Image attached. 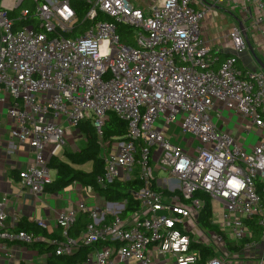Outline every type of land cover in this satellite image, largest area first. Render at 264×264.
Returning <instances> with one entry per match:
<instances>
[{
	"label": "built area",
	"instance_id": "obj_1",
	"mask_svg": "<svg viewBox=\"0 0 264 264\" xmlns=\"http://www.w3.org/2000/svg\"><path fill=\"white\" fill-rule=\"evenodd\" d=\"M26 1L0 0V105L17 124L6 153L26 145L34 155L19 171L22 185L34 195L46 191L55 178L49 158L85 119L93 121L101 140L105 172L99 185L128 181L135 173L143 185L134 191L139 208L127 215L126 200L101 207L83 199L60 210L56 224L62 238L19 230V214L7 222L0 199V259L14 257L16 243L45 241L57 246V254H72L80 244L102 241L108 243L82 264H155L171 258L194 264L199 252L193 243L203 240L193 232L200 229L213 240L221 236L198 222L202 194L223 204L222 217L213 211V222L227 243L241 252L259 243L264 248V71L238 67L248 48L242 26L233 25V53L219 65V50L202 37L201 28L207 12L228 1L260 29L264 0H154L146 8L131 0H82L86 19L106 18L80 32L72 0H30L32 7L23 6ZM120 24L134 29L136 45L122 42ZM220 103L252 124L245 130L256 134L258 143L246 146L219 129L214 110ZM111 111L128 122V131L105 141ZM80 212L90 221L74 239L68 230ZM33 222L51 230L47 219ZM208 264H225V258L212 257Z\"/></svg>",
	"mask_w": 264,
	"mask_h": 264
},
{
	"label": "crops",
	"instance_id": "obj_2",
	"mask_svg": "<svg viewBox=\"0 0 264 264\" xmlns=\"http://www.w3.org/2000/svg\"><path fill=\"white\" fill-rule=\"evenodd\" d=\"M151 1L154 0H149L148 4L143 8H146ZM224 8L228 9L226 11H233L235 13H237L236 10H240L239 6H234V3L230 4L228 1H225L223 5L213 6L207 12L201 23L202 37L213 48L219 50L218 65L233 53V42L230 37V31L234 24H241L240 26L243 28L244 36L248 38L250 45L247 44V50L239 56L238 67L242 70L264 71L260 65V61L264 64V24L258 29L254 27L251 19H248L245 14L240 13L241 20H238L237 23H232L230 29L222 30L216 19L219 16V10H223ZM221 16L225 17V15ZM5 108L6 105H0V199H5L6 212L8 213L7 222L12 220L14 213H18L21 219H27L30 222H33L36 218L47 219L50 222V232L57 230L59 229L56 224L57 213L62 209L76 207L81 200L85 199V196H83L82 191H79L78 187L72 188V186L56 193L45 191L40 195H34L30 189L22 185L19 178V171L34 161V155L32 149L26 145H19L11 156H8L6 153L8 141L15 137L17 124L9 119L7 114L5 115ZM214 120L220 130L231 132L233 131L232 128L236 129L235 134L239 137L241 133L246 132V127H252V124L248 123L237 111L226 109L221 103L216 105ZM80 136L84 137V135ZM80 136L78 135L76 139ZM240 140H242V136ZM258 141L259 138L256 137L250 145H254ZM65 150H62L61 153L56 155L63 156ZM77 167L85 168L86 166L80 165ZM85 169L89 170L90 167H86ZM56 173L57 171L53 169L54 177ZM84 188L86 189L85 186ZM93 191L96 192L95 190ZM90 196L91 199L85 201L88 204H98L97 194H91ZM107 201L103 198V203L100 206L104 207ZM207 239L208 241L203 242L219 248L221 250V256L218 258H225V264H264V248L260 243L252 249L241 252L240 246L237 247L232 243H227L221 236L214 240L213 237L210 239L207 237ZM228 244L237 247L238 250H229ZM13 245L14 257L9 258L4 256V258L0 259V264H46L47 254L40 252V247H33L31 246L32 244L25 245L19 243ZM130 264L139 263L132 262Z\"/></svg>",
	"mask_w": 264,
	"mask_h": 264
},
{
	"label": "trees",
	"instance_id": "obj_3",
	"mask_svg": "<svg viewBox=\"0 0 264 264\" xmlns=\"http://www.w3.org/2000/svg\"><path fill=\"white\" fill-rule=\"evenodd\" d=\"M72 5L77 8L78 12V21L76 23V31L78 32L89 28L98 20L106 18V16L98 14L95 20L86 19L85 14L88 6H86L85 2L82 0H72ZM131 29L130 26L123 24L119 25L121 40L125 44H130L127 38ZM77 128L85 137L84 145L76 151L66 149L63 152V156L52 155L49 158L48 166L51 169L56 170L57 173L54 180L46 186L45 190L56 193L64 190L73 183H79L80 185L85 186L86 189L92 188L106 200H126L127 206L125 215L138 209L140 201H138L134 195V191L141 188L143 182L137 177V173H135L134 177L128 181L116 179L106 186L99 185L97 178L105 172V161L100 157L101 140L99 139V135L91 119L80 121ZM127 131L128 122L118 116L114 111L109 112L103 128V139L105 141H110L115 136H124ZM88 162H91V168L89 170L77 167ZM202 196L204 197L205 202L198 217L200 226L207 231L220 233L221 237L226 240V235L220 231L218 226L213 222V201L208 195L202 194ZM89 221V215L80 212L77 216L76 222L68 230V236L78 239ZM17 228L19 230L34 232L37 235L45 234L49 238H62L61 228L50 232L38 227L27 219H21ZM107 243L108 242L98 241L92 244H80L78 249L72 254H57V246L48 242H35L31 246L40 247V252L47 254L46 264H82L91 252L103 247ZM228 245L229 250H238L237 247H234L231 244ZM192 247L199 252V259L194 264H208V260L216 256L217 248L214 245L205 242H196L193 243Z\"/></svg>",
	"mask_w": 264,
	"mask_h": 264
},
{
	"label": "rangeland",
	"instance_id": "obj_4",
	"mask_svg": "<svg viewBox=\"0 0 264 264\" xmlns=\"http://www.w3.org/2000/svg\"><path fill=\"white\" fill-rule=\"evenodd\" d=\"M132 2L136 3L137 5L139 6H142V7H145L147 4H148V1L149 0H131ZM23 6H27V7H32L31 5V2L30 0H27ZM228 10L227 8H224L223 10H219L220 13H219V16L217 17V22H218V25L219 27L223 30H227V29H230L231 28V25L232 23H237L238 20H241V14L242 13L240 10H236L237 13L233 12V11H226ZM240 11V12H239ZM224 13V14H223ZM221 15H225V17H222ZM129 40V43L128 45H136V41H135V37H134V29L132 28L131 29V32L130 34L128 35V38ZM224 105V104H222ZM8 112V108L6 107L5 108V115L7 114ZM160 122H157V124H159ZM8 129H10L9 126H7ZM73 130H76V133L74 135V137H71L70 139V143H68L67 145L65 146H60V147H57L56 150H55V153L56 154H59L61 153L62 150H65V149H68L70 151H76V150H79L85 143V137H82L80 135H83L80 133V131L78 130V128L76 127H73ZM233 131H231L230 133L232 135H235V137L238 139L242 136V142L246 145V146H249L251 143H253L254 139L256 138V134L250 132L249 134L247 132H243L241 133V136L239 137L236 133V129L232 128ZM257 131V133H261V130L260 129H254ZM78 135L80 136L78 139H76L78 137ZM76 139V140H75ZM183 139V138H181ZM75 140V141H74ZM186 141H188V145H190V142L192 140L190 139H185ZM30 149H32L31 147H29ZM187 148V147H186ZM249 150V148H247ZM33 150V149H32ZM160 153V150L157 151V155ZM44 154H45V157L46 158H49L51 156V153H49L47 150L44 151ZM33 159H34V156H33ZM86 167H90L91 168V162H88L86 164H84ZM83 166V165H82ZM85 167V168H86ZM120 171L122 172V169H120ZM168 175V172L167 171H161L160 173V176H167ZM72 186V188H75V187H78L79 191H82L83 193V196H85V200H90L91 198V194L94 195V194H97V202L98 204H102L103 203V197L98 194L97 192H94L92 188H88V189H85L84 186L80 185V184H72L70 185ZM69 188V187H67ZM65 188V189H67ZM63 191V190H62ZM67 191V190H66ZM65 194V193H63ZM85 194V195H84ZM95 197V196H94ZM213 211L214 213H217V217L221 218L222 215H223V211H224V206L222 203H220L219 201L217 200H214L213 201ZM193 234L199 236L200 238L203 239V241H208L207 237L204 235V233L199 229V231H194ZM168 256V257H167ZM166 257L169 259L171 258V255H167ZM216 256L217 257H220L221 256V250L219 248H217L216 250ZM157 264H176L175 263V260L173 258H171V260L167 261L165 259H163L162 261H160L159 263Z\"/></svg>",
	"mask_w": 264,
	"mask_h": 264
},
{
	"label": "water",
	"instance_id": "obj_5",
	"mask_svg": "<svg viewBox=\"0 0 264 264\" xmlns=\"http://www.w3.org/2000/svg\"><path fill=\"white\" fill-rule=\"evenodd\" d=\"M241 25V24H240ZM245 39H246V41H247V44L248 45H250V42H249V40H248V38L245 36ZM260 65L263 67V69H264V64L260 61Z\"/></svg>",
	"mask_w": 264,
	"mask_h": 264
}]
</instances>
